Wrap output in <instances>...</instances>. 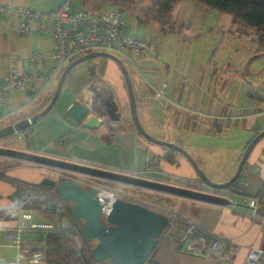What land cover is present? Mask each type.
Masks as SVG:
<instances>
[{
    "label": "crops",
    "instance_id": "crops-1",
    "mask_svg": "<svg viewBox=\"0 0 264 264\" xmlns=\"http://www.w3.org/2000/svg\"><path fill=\"white\" fill-rule=\"evenodd\" d=\"M61 1L0 0V4L47 11L56 8ZM183 1L175 3L170 15L174 32H163L157 22L143 20L144 10L152 3L137 16L141 27H135L132 32L127 28L128 34L146 37L159 56L147 53L134 57L131 50H125V58L119 57L129 70L138 115L144 128L160 139L183 146L204 171L214 172L220 178L217 182H224L237 170L249 140L264 128V98L254 96L256 91H264V45L256 41L255 29L256 34L252 32L253 28L245 27L234 18L193 21L183 15L173 16L177 7H187L188 2ZM75 2L83 9L104 11L118 6L121 0ZM195 3L191 6L196 13L202 16L211 13L206 5ZM119 10L122 13V7ZM15 25V21L0 19V83L12 67L27 71L28 57L34 51L41 55L34 64L35 69L45 71L54 64L52 34L43 30L39 21L34 22L33 29L27 34L19 33ZM168 36L177 37L174 46H171L172 40ZM192 41L202 42L194 53L189 51ZM197 52L204 57L196 56ZM91 60L71 70L57 102L46 116L23 130L25 135L22 138L13 136V139L22 141V147L18 149L209 191L210 188L200 180L184 155L150 142L138 132L132 121L129 92L119 64L107 57L97 62ZM240 70L243 75H240ZM58 80L38 81L25 92L12 90L3 108L0 128L43 109L57 86L52 82ZM104 80L111 83V89ZM164 81L169 83V90L161 104L155 93ZM97 88L108 90L119 105L121 119L115 132L106 124L86 127L76 122L68 112L73 103L87 102L89 93ZM96 94L99 98L97 90ZM235 129L239 135L231 140L230 134L234 136L232 130ZM43 172L41 165L16 161L0 168V210L9 208L34 190L37 196L31 202L34 201L43 212H56L50 207L52 203L70 205L69 211L64 212L73 224L57 227L74 233L76 219L70 212L72 202L62 200L56 191L42 184L38 186ZM207 175L210 177L209 173ZM244 182H247L245 193L230 195L234 198L230 206L170 194L165 210L173 219L176 218L173 224L180 220L176 235L179 244L164 234L144 264H245L248 250L264 244V215L259 212L253 215L244 202L246 196H258L260 206H264V137L252 150L236 185ZM226 191L220 195L227 196ZM52 194L56 199L49 197ZM46 196L50 202L46 209H42L38 202ZM22 211L26 210L20 207L18 214ZM16 219L1 218L0 227L13 228ZM190 221H196L202 230L218 238L236 241L240 245L236 259L223 262L190 251L182 240ZM23 237L30 240L35 235L26 232ZM77 238L81 244L91 245L83 235ZM0 249L5 251L0 255L5 259L0 260L16 259L15 246H0Z\"/></svg>",
    "mask_w": 264,
    "mask_h": 264
},
{
    "label": "built area",
    "instance_id": "built-area-1",
    "mask_svg": "<svg viewBox=\"0 0 264 264\" xmlns=\"http://www.w3.org/2000/svg\"><path fill=\"white\" fill-rule=\"evenodd\" d=\"M74 1L76 0H62L56 8L47 11L35 10L28 6L0 4V19L6 18L15 21V28L19 33H29L34 27V22L39 21L42 29L49 31L54 40L52 51L54 64L50 69L45 71L35 69L34 64L41 58V55L34 51L28 57L29 68L27 71H20L12 67L5 74L0 83V120L8 95L12 90L25 92L38 81L48 83L59 78L72 60L87 52L105 50L118 55L119 52L131 50L134 57H141L147 53L159 56L154 50L153 44L146 37L127 33L128 21L119 9L111 8L104 11L73 9ZM168 90L169 83L166 81L158 87L155 96L161 104L166 99ZM254 96L264 98V91L258 90ZM96 98H98L96 90L91 91L86 102L89 112L81 124L84 125L86 122L92 125L106 124L115 132L120 120H113L108 116L105 97L98 102ZM24 135L23 130L14 133V136L19 139ZM43 176L54 178L57 183L64 179H70L65 172L54 168H44ZM73 179L83 185L80 179ZM246 185L247 182H244L233 187L234 195H243ZM88 186L98 189L97 197L104 204L103 217L109 214L113 202L117 198H122L114 191L101 189L92 184ZM244 202L251 209L253 215L258 214L260 206L258 196H246ZM50 207L58 211L61 208V203H52ZM74 230V233L68 232L56 227L51 222L35 219L28 211H22L18 214L16 225L13 228L0 227V246L11 245L17 249L16 259L0 260V264H51L46 254L47 236L57 232L67 236L73 242L80 264L83 262L86 264H107L106 262L95 263L93 261L92 246L87 247L88 243L79 244L77 241V237L83 235L82 229H77L75 224ZM26 232L34 233L35 237L30 240L24 238L23 234ZM182 240L194 254L223 262L234 261L240 252V245L236 241L218 238L202 230L196 221H190ZM245 264H264V248L251 247L247 252Z\"/></svg>",
    "mask_w": 264,
    "mask_h": 264
},
{
    "label": "water",
    "instance_id": "water-1",
    "mask_svg": "<svg viewBox=\"0 0 264 264\" xmlns=\"http://www.w3.org/2000/svg\"><path fill=\"white\" fill-rule=\"evenodd\" d=\"M96 57H107L119 64L129 92V107L132 121L138 132L148 141L176 150L184 155L192 164L200 180L209 188L230 189L231 191L229 190L228 195H234L230 187L239 179L252 150L264 137V128L255 134L246 145L233 176L224 182H216L206 174L192 154L183 146L171 141L158 139L144 128L138 115L137 100L129 70L117 54L105 50L87 52L72 60L61 73L48 104L29 117L1 127L0 139L11 137L16 131L25 130L32 124H35L37 120L46 116L57 102L66 77L71 70L78 64ZM105 100L107 101L106 110L108 116L113 120H120L121 111L117 101L112 96L105 97ZM68 112L76 122L81 123L89 112L88 105L86 102L73 103L69 107ZM84 126L93 127L88 122ZM0 156L31 162L61 171L80 173L136 187H144L196 201L226 206L234 203L228 195L212 193L210 190L194 189L184 185L109 170L32 151L0 146ZM41 184L56 191L62 200L72 202V206L70 207L72 216L75 219L83 220L82 233L87 241L94 242L91 256L95 263L144 264L156 248L162 232L171 223L167 213L124 198H117L113 202L109 214L103 217L104 204L97 197L98 189L95 187H85L73 178L64 179L60 183H57L54 178L44 177L41 180ZM258 212L264 215V206H259ZM262 247L264 248V244Z\"/></svg>",
    "mask_w": 264,
    "mask_h": 264
},
{
    "label": "rangeland",
    "instance_id": "rangeland-1",
    "mask_svg": "<svg viewBox=\"0 0 264 264\" xmlns=\"http://www.w3.org/2000/svg\"><path fill=\"white\" fill-rule=\"evenodd\" d=\"M153 1L154 0H121V2L118 3V6H115L114 8L120 9L122 7V14L128 21V27H129L128 31L132 32V31H134L135 27H141V25H139V22L137 21V16L141 15L142 9L145 8L147 5L153 3ZM183 2H188L187 7L184 8V5L183 6L181 5V7L180 6L177 7L175 14L173 16L179 17L180 15H183L186 18L192 19L193 21H196L199 19H202V20L208 19L210 21H213V20H216L218 18H220V21H221V20H223V18H226L227 20H229V18H233L230 14H223V13L217 12L213 9H209L211 13L208 16L207 15L202 16V15L196 13L194 11V8H192L193 4H196L194 0H184ZM182 4H184V3H182ZM73 8H82V7L79 6L78 2L74 1L73 2ZM150 25H153V24H150ZM251 30H252V32H254L256 34V31L254 29H251ZM221 36H222V34L220 33V39H221ZM167 38L172 40L170 43L171 46H174V44H176V38L177 37L168 36ZM201 43H202L201 41H192L190 48H189V51L194 53L198 49V47H200ZM186 49H188V48H186ZM262 54H263L262 57H264L263 52H262ZM118 56H120L123 59L125 58L123 52H119ZM196 56L204 57V54H202L201 52H197ZM101 58L102 57H97L95 59H92L91 62L100 61ZM239 73H240V75H243L241 70ZM104 82L108 85V87H110V89L112 88L111 83L108 80H104ZM56 83L57 82H52V85H55ZM42 99H41V101H42ZM232 131L234 132V136H232L230 134V138L232 137L231 140H233L234 138H236L239 135L238 129H235ZM151 135H153V134H151ZM154 137H156V136H154ZM156 138H158V137H156ZM158 139H160V138H158ZM0 146L18 149V147H22V141H18V140L11 138V137H8V139H0ZM14 161L22 162V163H28V164L31 163V162H26V161H22V160H16V159H13L10 157L0 156V168H2V167L5 168L6 164H8L10 162H14ZM31 164H33V163H31ZM41 166L44 168H49L47 166H43V165H41ZM63 172H65L67 174V176L70 178L80 179V181L83 183V185L85 187H89L88 185H90V184L97 185L101 189H107V190L114 191L117 194H119L122 198H125L127 200H131V201H134L137 203H141V204H144V205H146V206H148L154 210H158V211L168 213L167 210H165V207H167L169 204L167 201L168 197L171 196L169 193L160 192V191H156V190H152V189H147L144 187H136V186L120 183V182L109 181L106 179L87 176V175L80 174V173H74V172H69V171H63ZM207 173H209L211 179L216 181V182H217V180L220 179L219 176H216L214 172H209L207 170L206 174ZM163 182H165V181H163ZM184 186L189 187L191 185L184 184ZM229 190L226 191V190L210 188V192L219 193V194H224L223 193L224 191L229 193ZM232 190H233V187H232ZM35 191H37V190H35ZM228 196L230 199H234L230 195H228ZM49 197L52 199H56L54 194L50 195ZM262 204H264V195L262 198ZM69 206L70 205L64 206L61 203V208L59 211H56L54 213H47V212H43L39 208H37L35 206V202L32 201V202H26V203L24 202L22 205V209L32 213L34 215V217L38 218L41 221L53 223L56 227L57 226L70 227L73 224V222L70 220V218L64 212L65 210L69 211V208H68ZM227 206H230V205H227ZM172 218H173V216H172ZM75 223H76L77 229L79 228L81 230L82 226H83V220L82 219H76ZM173 223H175V222H173ZM173 223H172V228L170 229V231H167L164 236H166L167 239L168 238L174 239L176 244L177 243L179 244V242L176 241V235L178 233V224L180 223V220L178 219V222H177L178 224L177 223L173 224ZM77 241L79 244H81L79 238H77ZM93 245H94V242H91V245L89 243L86 246L90 247ZM87 247H85L86 250H87ZM6 251H8V250H6ZM9 251H11V250H9ZM4 252L5 251L3 249H0V255H4L5 254ZM81 253H82V251H81ZM0 259H5V258H2L0 256ZM83 264H86V263L83 262Z\"/></svg>",
    "mask_w": 264,
    "mask_h": 264
},
{
    "label": "trees",
    "instance_id": "trees-1",
    "mask_svg": "<svg viewBox=\"0 0 264 264\" xmlns=\"http://www.w3.org/2000/svg\"><path fill=\"white\" fill-rule=\"evenodd\" d=\"M178 1L179 0H154L153 3L144 10L143 20L157 22L160 27V30L163 32H174V27L170 23V15L175 3H177ZM195 1L200 2L206 5L207 7H209L210 9L216 10L218 12L230 14L233 16L235 21L240 22L245 27L255 29L257 31L256 41L259 44L264 45V0H195ZM259 131L261 130H258V132ZM11 138H13V136H11ZM242 173L240 177L242 176ZM237 181L233 185H231L230 188L234 187L237 184ZM38 186H41V181L38 183ZM34 196L37 195L35 194L34 190H32L29 194L22 197L18 202L12 204V206H10L9 208L0 210V220L1 218L15 220L19 208L22 207L24 202L25 203L31 202V199ZM49 202L50 201L47 196L40 198V201L38 202V206L41 207L42 209H46L47 208L46 206L47 204H49ZM168 215L170 217L171 223L168 227L164 229L161 237L159 238V241L162 238V236L172 228V223L176 221V218L173 219L171 214ZM47 241H48V249L46 251V254L49 263L80 264L73 242L67 236L57 232L47 236Z\"/></svg>",
    "mask_w": 264,
    "mask_h": 264
},
{
    "label": "bare ground",
    "instance_id": "bare-ground-1",
    "mask_svg": "<svg viewBox=\"0 0 264 264\" xmlns=\"http://www.w3.org/2000/svg\"><path fill=\"white\" fill-rule=\"evenodd\" d=\"M99 92V98H96V101H100V99H103L104 97H108V95H110V93L108 92V90H106L105 88H101V89H96Z\"/></svg>",
    "mask_w": 264,
    "mask_h": 264
}]
</instances>
